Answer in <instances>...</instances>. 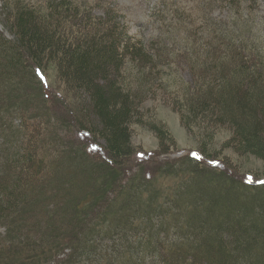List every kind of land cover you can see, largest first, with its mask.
Wrapping results in <instances>:
<instances>
[{"label": "trees", "instance_id": "16d2710c", "mask_svg": "<svg viewBox=\"0 0 264 264\" xmlns=\"http://www.w3.org/2000/svg\"><path fill=\"white\" fill-rule=\"evenodd\" d=\"M4 13L15 38L0 32V264H264V177L226 168L219 181L203 149L180 170L166 154L126 168L131 126L159 92L187 130L226 127L234 152L264 159V45L192 19L183 46L156 48L74 0H9ZM179 59L193 80L173 84L161 67ZM51 66L60 112L31 86Z\"/></svg>", "mask_w": 264, "mask_h": 264}, {"label": "rangeland", "instance_id": "374dc122", "mask_svg": "<svg viewBox=\"0 0 264 264\" xmlns=\"http://www.w3.org/2000/svg\"><path fill=\"white\" fill-rule=\"evenodd\" d=\"M25 4L42 6L47 0H20ZM78 5L85 9H91L93 15L103 16L107 11L119 16V20L125 23V26L131 36L145 43H150L153 39H158L161 46H168L170 49H178L183 46L187 39L185 28H189L190 20H194L197 31L202 34L207 33L206 24L220 28H229V32L235 39L245 38L247 36L257 44L264 45V0L256 2L243 0L246 5L241 6L242 14L235 11L234 6L237 1L233 0H74ZM210 1V4H208ZM9 0H0V32L7 38L14 39L15 36L10 33L9 27L5 21V8ZM241 2V1H240ZM251 2V3H250ZM3 12V14H2ZM244 19L246 23H242ZM203 22V23H201ZM199 26H201L199 28ZM244 34L241 36L242 31ZM46 76L38 73L32 85L37 92L39 99L42 96L50 95V107L53 110H63L62 100L64 98L57 93L63 89L58 88V77L54 66L47 69L44 67ZM161 69L171 73L173 84L181 77L184 81H192L193 75L182 59H179L172 67L164 66ZM49 83V84H48ZM48 84V85H47ZM63 88V87H62ZM45 90V92H44ZM159 92V91H158ZM61 97V101L57 100ZM66 98V96H65ZM165 96L159 92L156 99H147L143 104L144 117L139 123H133L131 130L133 133L134 153L127 159L126 165L128 174L134 173L140 169L138 163L145 159L147 155L153 158L157 154H166L159 158H165V162L170 161L178 170L188 165L186 158L197 150H205L206 157L215 162H206L211 166V175L218 178L219 181L226 180L229 176L222 175L227 169L236 173L240 180L246 179V175L254 174L258 178L264 177V159L256 154L247 153L240 155L232 149L228 143L231 133L223 126H203V129L187 130L181 119L178 110L165 103ZM68 102V100L66 101ZM70 102V99H69ZM49 107V108H50ZM52 109H50L52 111ZM60 109V110H59ZM55 112V111H54ZM63 127V131L66 127ZM168 129L171 137H166L163 128ZM68 129V127H66ZM159 130H161L159 132ZM164 133V134H163ZM161 134L163 139H161ZM80 137L78 129L73 125L64 133L66 143H74L76 138ZM164 146V147H163ZM164 148V149H163ZM166 148V149H165ZM213 152L212 154L210 152ZM152 153V154H150ZM184 157V159H179ZM150 158V159H151ZM179 160V161H177ZM223 160L227 161L224 163ZM149 160H145L147 166ZM222 162V163H221ZM230 165V167H228ZM227 168V169H226ZM206 169L203 171L205 172ZM229 173V171H228ZM3 231V228L0 229Z\"/></svg>", "mask_w": 264, "mask_h": 264}]
</instances>
